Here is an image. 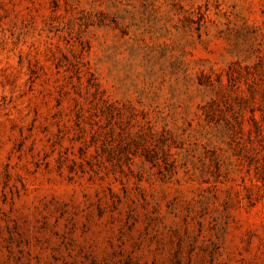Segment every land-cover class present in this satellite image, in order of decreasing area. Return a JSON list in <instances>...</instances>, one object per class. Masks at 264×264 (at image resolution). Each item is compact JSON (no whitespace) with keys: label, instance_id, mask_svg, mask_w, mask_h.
<instances>
[{"label":"rangeland","instance_id":"rangeland-1","mask_svg":"<svg viewBox=\"0 0 264 264\" xmlns=\"http://www.w3.org/2000/svg\"><path fill=\"white\" fill-rule=\"evenodd\" d=\"M0 264H264V0H0Z\"/></svg>","mask_w":264,"mask_h":264}]
</instances>
